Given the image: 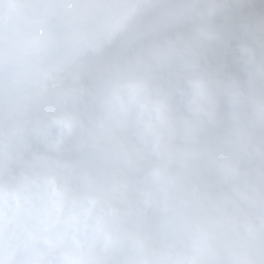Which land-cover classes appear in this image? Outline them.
I'll return each mask as SVG.
<instances>
[{
	"label": "clouds",
	"instance_id": "9594fccd",
	"mask_svg": "<svg viewBox=\"0 0 264 264\" xmlns=\"http://www.w3.org/2000/svg\"><path fill=\"white\" fill-rule=\"evenodd\" d=\"M0 264H264V0H0Z\"/></svg>",
	"mask_w": 264,
	"mask_h": 264
}]
</instances>
